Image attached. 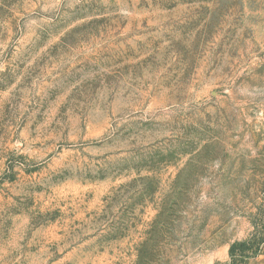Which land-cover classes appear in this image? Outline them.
Segmentation results:
<instances>
[{"label": "rangeland", "instance_id": "374dc122", "mask_svg": "<svg viewBox=\"0 0 264 264\" xmlns=\"http://www.w3.org/2000/svg\"><path fill=\"white\" fill-rule=\"evenodd\" d=\"M0 264H264V0H0Z\"/></svg>", "mask_w": 264, "mask_h": 264}, {"label": "trees", "instance_id": "16d2710c", "mask_svg": "<svg viewBox=\"0 0 264 264\" xmlns=\"http://www.w3.org/2000/svg\"><path fill=\"white\" fill-rule=\"evenodd\" d=\"M240 248L241 251H245L247 249V244L246 243H241L236 246H232L231 252H234L236 248Z\"/></svg>", "mask_w": 264, "mask_h": 264}]
</instances>
